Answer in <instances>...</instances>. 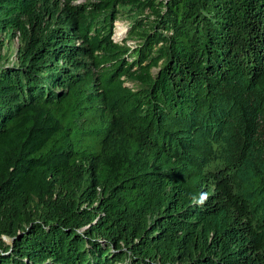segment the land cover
I'll return each mask as SVG.
<instances>
[{"label": "trees", "instance_id": "1", "mask_svg": "<svg viewBox=\"0 0 264 264\" xmlns=\"http://www.w3.org/2000/svg\"><path fill=\"white\" fill-rule=\"evenodd\" d=\"M3 33L0 264H264V0H0Z\"/></svg>", "mask_w": 264, "mask_h": 264}, {"label": "rangeland", "instance_id": "2", "mask_svg": "<svg viewBox=\"0 0 264 264\" xmlns=\"http://www.w3.org/2000/svg\"><path fill=\"white\" fill-rule=\"evenodd\" d=\"M133 16L132 13L130 14L128 11H125L124 13H121L118 17V19L115 21L114 26V38L116 41L123 42L125 39L129 36V30L133 23ZM145 21H148V18L150 15L149 11H146L144 14H142ZM151 18H154L153 16ZM123 29L125 31L124 35L122 37L118 36V32ZM3 43L0 45V54L1 56L5 58H9L11 62L18 60V53L20 51V41L17 37H14L13 39H10L9 36L5 35L3 33L2 35ZM138 43V40L136 39H129L128 44L135 47ZM153 231V229L151 230ZM7 239V238H5ZM8 242H10L9 239H7Z\"/></svg>", "mask_w": 264, "mask_h": 264}, {"label": "bare ground", "instance_id": "3", "mask_svg": "<svg viewBox=\"0 0 264 264\" xmlns=\"http://www.w3.org/2000/svg\"><path fill=\"white\" fill-rule=\"evenodd\" d=\"M125 31L123 29H121L119 32H118V36L119 37H122L124 35Z\"/></svg>", "mask_w": 264, "mask_h": 264}]
</instances>
